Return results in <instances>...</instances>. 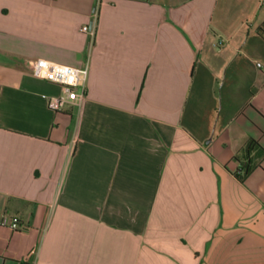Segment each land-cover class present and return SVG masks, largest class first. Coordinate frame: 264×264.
Here are the masks:
<instances>
[{
  "label": "crops",
  "instance_id": "0c3cea01",
  "mask_svg": "<svg viewBox=\"0 0 264 264\" xmlns=\"http://www.w3.org/2000/svg\"><path fill=\"white\" fill-rule=\"evenodd\" d=\"M263 24L264 0H0V264H264V158L234 159L264 146ZM43 61L89 63L81 106L49 107Z\"/></svg>",
  "mask_w": 264,
  "mask_h": 264
},
{
  "label": "built area",
  "instance_id": "2783aa9c",
  "mask_svg": "<svg viewBox=\"0 0 264 264\" xmlns=\"http://www.w3.org/2000/svg\"><path fill=\"white\" fill-rule=\"evenodd\" d=\"M83 30L91 31L92 35L95 33L94 29H91L89 25H84ZM257 64L260 66L261 62ZM89 71L90 65L88 62L84 66L78 67L70 64L43 61L38 69V75L62 87L61 94L47 96L49 107L55 111H60L68 104L81 106L87 96L86 83ZM2 222L8 224L13 229L20 227V220L18 217H5Z\"/></svg>",
  "mask_w": 264,
  "mask_h": 264
},
{
  "label": "trees",
  "instance_id": "16d2710c",
  "mask_svg": "<svg viewBox=\"0 0 264 264\" xmlns=\"http://www.w3.org/2000/svg\"><path fill=\"white\" fill-rule=\"evenodd\" d=\"M259 32L264 36V24L259 28ZM263 158L264 146L259 139L250 137L234 155V159L238 162V169L235 171L236 177L240 181H244L255 168L261 166Z\"/></svg>",
  "mask_w": 264,
  "mask_h": 264
}]
</instances>
